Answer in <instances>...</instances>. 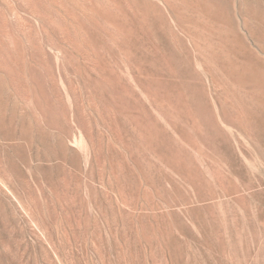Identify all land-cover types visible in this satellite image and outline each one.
Masks as SVG:
<instances>
[{
    "label": "rangeland",
    "instance_id": "obj_1",
    "mask_svg": "<svg viewBox=\"0 0 264 264\" xmlns=\"http://www.w3.org/2000/svg\"><path fill=\"white\" fill-rule=\"evenodd\" d=\"M196 2L0 0V264H264V0Z\"/></svg>",
    "mask_w": 264,
    "mask_h": 264
},
{
    "label": "bare ground",
    "instance_id": "obj_2",
    "mask_svg": "<svg viewBox=\"0 0 264 264\" xmlns=\"http://www.w3.org/2000/svg\"><path fill=\"white\" fill-rule=\"evenodd\" d=\"M155 1H157V0H155ZM159 1L162 2L166 6V8L169 10V12L177 20H180L183 23H186V25L192 30L194 42L197 43L199 48L203 52H205L207 55H210V56L219 55V57L221 55H224L227 58H230L234 54V50H236L237 47L239 48V44H237V41H231L229 39H226V41L224 42L223 40L219 41L217 38L215 39V38L212 37V32L209 29L208 24H209L210 21H214L213 17L217 18L216 17V13H218L217 8H211V7L202 8V7H200L197 4L196 0H159ZM164 5H163V7H164ZM245 5L247 6V4H245ZM256 6H257V4H256ZM247 7H249V6H247ZM243 10H244V8H243ZM247 17H248L249 21L253 24L254 29L252 28V30H250V28H249V30L246 31V32L247 33L249 32V34L256 39V41L259 44V48H257V49H260L261 52L264 53V13L261 10L257 9V8L255 9V8L251 7L250 9L247 10ZM239 18H240V16H239ZM215 25L218 26V24H215ZM214 28L216 29V27H214ZM243 30H244V28H243ZM178 33H179V31H178ZM184 35H185V33H184ZM185 36H188V35H185ZM192 47H193V45H192ZM260 50H259V52H260ZM206 63H207V60H206ZM236 63L238 65V62H236ZM232 65L235 66V64H232ZM260 65H261V63H260ZM212 67H214V66H212ZM261 67L262 66H260V68ZM232 69L234 70V68H232ZM262 69L264 70V65H263ZM232 73H234V72H232ZM227 77L228 78L226 80L231 81L233 88L237 89L238 86H239V89H240V87L247 86L246 82L248 84V80L246 81V79H244V80L243 79L239 80V79H235V78L232 79V77H234V76H232L230 74H227ZM214 81H216V80H214ZM227 83L228 82H226V85H227ZM215 86H216V84H215ZM220 89H217V90H219V92H220ZM222 89H223V91L226 94L227 100H230L234 104L235 101L238 99L237 95L235 94V92L230 93V90H229L230 86H228V87L223 86ZM237 91H238V89H237ZM240 112L241 111H239V113Z\"/></svg>",
    "mask_w": 264,
    "mask_h": 264
}]
</instances>
